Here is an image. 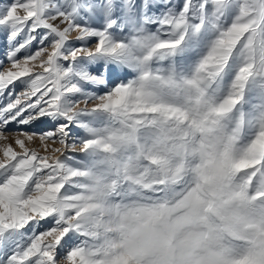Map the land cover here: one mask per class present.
Masks as SVG:
<instances>
[{"label":"snow or ice","instance_id":"snow-or-ice-1","mask_svg":"<svg viewBox=\"0 0 264 264\" xmlns=\"http://www.w3.org/2000/svg\"><path fill=\"white\" fill-rule=\"evenodd\" d=\"M0 264H264V0H0Z\"/></svg>","mask_w":264,"mask_h":264},{"label":"rangeland","instance_id":"rangeland-1","mask_svg":"<svg viewBox=\"0 0 264 264\" xmlns=\"http://www.w3.org/2000/svg\"><path fill=\"white\" fill-rule=\"evenodd\" d=\"M10 128H13V129H15L17 126L15 125V124H13V125H10L9 126ZM25 130H28V131H40L41 130V128H39V127H35V128H25ZM9 142H12V140H11V138H10V141ZM31 147H37V148H39V141H36L34 144H32V145H30ZM55 146H59V145H55ZM42 154H43V152H42Z\"/></svg>","mask_w":264,"mask_h":264}]
</instances>
